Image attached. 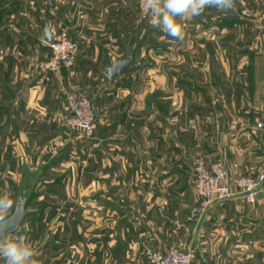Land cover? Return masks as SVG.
Segmentation results:
<instances>
[{
  "label": "rangeland",
  "instance_id": "374dc122",
  "mask_svg": "<svg viewBox=\"0 0 264 264\" xmlns=\"http://www.w3.org/2000/svg\"><path fill=\"white\" fill-rule=\"evenodd\" d=\"M96 1L100 7L104 6L97 13L102 23L111 19L110 16L115 18L119 11L115 7L123 2ZM80 2L82 20L86 23L91 17L95 21L96 17L91 15L93 2ZM178 21L184 28L182 41L152 27L148 15L144 16L141 11L140 0H124V24L129 25L123 29L124 37L129 38L131 34L132 38L137 37L135 48L134 43H128L130 52L126 55L124 51V56H132L130 66L136 65L140 71L121 78L123 85L115 92L110 86L111 78L101 65L104 61L91 60L87 64L92 69L77 77L73 90H68L91 98L98 114L99 105L94 97L102 89L109 90L101 111L111 118L107 131L86 137L69 129L64 118L62 126L50 129L39 126L38 132L31 134L33 137L26 139L22 134L16 140L9 138V125H0V195L13 198L11 215L20 198L26 199L23 221L6 238L14 240L24 235L36 251L38 264H124V238L128 243L143 244L138 234L151 221L129 218L132 215L129 209L124 218V148L137 146V140L124 139V106L134 103L132 117L135 118V106L140 102V111L149 121L153 113L151 103L155 102L167 122L170 101L177 102V116L181 118L186 100L206 98L232 105L238 97L236 93H229L233 89L231 84H237V88L241 85L243 92L255 80L249 69L264 74V0H234V10L218 11L209 7L200 16L178 18ZM66 26L58 33L65 30L74 39L71 28ZM97 31L98 35L109 33L108 28ZM143 40L145 54L140 58L135 49ZM191 55L198 58L193 59ZM209 71L219 75L209 76ZM202 79L212 87L208 86L206 97L190 86L191 82H203ZM247 97L245 94L241 100ZM57 134L67 137L61 140ZM251 228L249 234L231 237L235 241L234 250L228 253L231 259L219 262L264 264V217L251 224ZM195 239L165 247L173 245L191 250L195 259L200 246ZM144 248V264H151L148 251L160 248ZM0 264L5 261L0 259Z\"/></svg>",
  "mask_w": 264,
  "mask_h": 264
},
{
  "label": "crops",
  "instance_id": "0c3cea01",
  "mask_svg": "<svg viewBox=\"0 0 264 264\" xmlns=\"http://www.w3.org/2000/svg\"><path fill=\"white\" fill-rule=\"evenodd\" d=\"M89 1L94 7L91 15L96 18L93 21L90 17L85 23L80 0H0V125H9V138L17 140L23 134L29 139L39 126H62L67 115L66 93L73 90L77 77L92 69L87 63L102 60L107 71L116 60L125 58L124 51L129 54L128 43H134L135 48L137 37H124L123 29L129 27L124 24V0L115 7L119 8L117 16H110L104 23L97 14L104 6ZM65 24L79 43L75 64L58 72L45 70L43 62L51 52L45 29L49 26L55 36ZM99 28H108V35H98ZM143 44L144 40L135 49L140 58L145 54ZM109 59L113 61L110 64ZM135 66L127 67L120 78H111L113 91L121 89V78L140 71ZM248 72L255 80L244 87V93L237 84H231L233 89L228 90L238 97L232 105L206 98L186 100L181 118L177 116V102L170 101L167 122L155 102L151 103L149 121L140 111V102L135 106V118L134 103L124 106V139L137 140L136 147L124 148V218L129 209V218L151 221L138 234L143 244L128 243L124 238V264H144V246L161 249L167 244H186L196 237L200 246L192 264H225L219 260L231 259L228 253L235 243L231 237L249 234L251 224L263 219L264 193L256 203L238 195L208 203L196 194L192 166L197 157L208 164L222 161L233 180L242 175L256 176L264 170V74L259 75L256 69ZM190 86L206 97L211 84L205 80L191 82ZM108 91L102 89L94 97L99 105L95 136L110 128L111 118L101 114ZM241 93L247 94L246 100H241ZM56 137L64 140L67 136Z\"/></svg>",
  "mask_w": 264,
  "mask_h": 264
},
{
  "label": "built area",
  "instance_id": "2783aa9c",
  "mask_svg": "<svg viewBox=\"0 0 264 264\" xmlns=\"http://www.w3.org/2000/svg\"><path fill=\"white\" fill-rule=\"evenodd\" d=\"M142 2L140 7L142 11ZM144 16H147L142 11ZM50 56L43 62V68L58 72L71 68L79 53L78 43L68 32L62 30L54 36L52 42H46ZM67 115L66 126L86 137H93L98 128V118L91 98L71 92L66 93ZM262 126V122L258 123ZM195 189L208 203L225 201L236 195L242 196L249 203H256L264 193V170L258 175H242L236 179L230 177L222 161L208 164L204 158L195 159ZM235 185V186H234ZM147 258L151 264H192L194 253L177 246H166L161 249H150Z\"/></svg>",
  "mask_w": 264,
  "mask_h": 264
},
{
  "label": "clouds",
  "instance_id": "9594fccd",
  "mask_svg": "<svg viewBox=\"0 0 264 264\" xmlns=\"http://www.w3.org/2000/svg\"><path fill=\"white\" fill-rule=\"evenodd\" d=\"M218 11L234 10V0H143L142 11L148 15L149 24L159 28L168 36L182 41L183 25L178 21L194 18L204 13L206 8ZM14 200L10 195H0V225L11 219ZM36 251L24 235L14 240L0 236V259L5 264H38Z\"/></svg>",
  "mask_w": 264,
  "mask_h": 264
},
{
  "label": "water",
  "instance_id": "95a60500",
  "mask_svg": "<svg viewBox=\"0 0 264 264\" xmlns=\"http://www.w3.org/2000/svg\"><path fill=\"white\" fill-rule=\"evenodd\" d=\"M53 39H54V35L52 34L50 27L47 26L45 29V41L49 43L52 42ZM131 63H132V56L130 55L124 59H118L113 63L112 66H109L107 68L106 71L107 75L110 78H116L117 76H120L121 73L127 67H129ZM25 204H26V199L21 197L18 206L16 207V210L11 215V219H9L6 224L0 225V236L6 237L7 233L12 232L19 227L26 214Z\"/></svg>",
  "mask_w": 264,
  "mask_h": 264
}]
</instances>
